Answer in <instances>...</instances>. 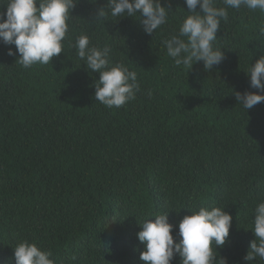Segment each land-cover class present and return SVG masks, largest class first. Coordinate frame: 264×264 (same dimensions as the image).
<instances>
[{"label":"trees","instance_id":"16d2710c","mask_svg":"<svg viewBox=\"0 0 264 264\" xmlns=\"http://www.w3.org/2000/svg\"><path fill=\"white\" fill-rule=\"evenodd\" d=\"M161 3L173 12L152 37L139 17L93 21L107 0H78L64 52L47 65L24 68L7 54L15 46L0 43V264H15L23 240L50 250L55 264H143L138 223L169 211L175 237L201 206L226 207L232 223L217 252L245 264L252 212L264 201V102L245 111L235 93L257 91L245 72L264 55V12L229 9L216 41L224 60L188 72L162 44L188 9ZM81 34L137 73L133 101L96 102L99 74L72 47Z\"/></svg>","mask_w":264,"mask_h":264},{"label":"clouds","instance_id":"9594fccd","mask_svg":"<svg viewBox=\"0 0 264 264\" xmlns=\"http://www.w3.org/2000/svg\"><path fill=\"white\" fill-rule=\"evenodd\" d=\"M77 3L78 0H8L6 11L0 12V43L15 46V51L9 47L7 54L18 56L16 61L24 68L49 64L64 52L68 22L74 17L72 12ZM220 3L223 6H218V0H184L187 15L178 31L162 41L166 55L177 67L189 72L193 65L203 62L204 70L208 71L224 60V52L216 47V41L221 22L229 19V9L264 12V0H220ZM171 12L161 0H107V6L98 10L93 21L112 18L118 22L125 17H139L143 32L153 37L168 22ZM259 36L264 37V25L259 27ZM72 47L84 62L85 70L99 74L93 84L96 102L108 109H119L136 98L137 73L121 63L112 65L110 47L90 46V38L84 34L76 38ZM245 73L250 77V88L257 91L236 92L235 99L247 111L264 102V55ZM225 208L201 206L191 210V215L179 222L175 237L176 226L168 222L169 211L151 214L154 222L149 217L138 223L141 230L137 239L143 245L140 260L143 264H171L179 256L180 264H228L217 252V248L225 245L232 223ZM249 230L254 239L243 257L245 264L264 262V201L254 207ZM13 250L15 264H55L50 250L27 240L18 242Z\"/></svg>","mask_w":264,"mask_h":264}]
</instances>
